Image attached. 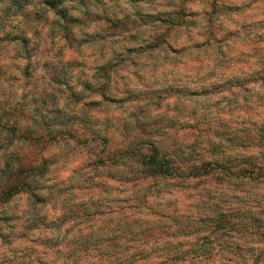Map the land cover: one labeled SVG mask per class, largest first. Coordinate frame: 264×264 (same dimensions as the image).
Instances as JSON below:
<instances>
[{
	"label": "clouds",
	"instance_id": "1",
	"mask_svg": "<svg viewBox=\"0 0 264 264\" xmlns=\"http://www.w3.org/2000/svg\"><path fill=\"white\" fill-rule=\"evenodd\" d=\"M0 264H264V0H0Z\"/></svg>",
	"mask_w": 264,
	"mask_h": 264
}]
</instances>
